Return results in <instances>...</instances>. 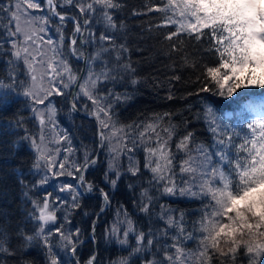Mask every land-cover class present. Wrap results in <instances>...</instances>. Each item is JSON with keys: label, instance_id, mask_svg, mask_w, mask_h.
<instances>
[{"label": "snow or ice", "instance_id": "6c2138e0", "mask_svg": "<svg viewBox=\"0 0 264 264\" xmlns=\"http://www.w3.org/2000/svg\"><path fill=\"white\" fill-rule=\"evenodd\" d=\"M68 6L78 9L84 18L83 25L79 19H75L73 37L68 49L72 56L77 59L83 57L77 49L76 34H82V27L87 26L93 14L100 11L106 26L116 30L118 25L109 10L120 7L118 0H64ZM49 11L59 18L61 24L65 21V15L56 11L57 4L54 0H47ZM39 0H26V8L22 10L20 0L15 4V10L11 5H0V13H9L11 24L7 29V37L3 43L9 45L6 54L10 56L9 63L13 60H22L27 67L31 83L24 87L22 94L31 101L32 112L41 126L39 139L25 130L21 136V142H27L31 150L36 154L32 164V170L37 178L33 187L39 188L48 184L49 173L54 176L68 175L78 181L79 186H85L87 192L93 190V185L85 180L84 171L89 166H95L97 159L85 152L82 165L73 164L74 170H67L65 165L68 157L57 164L56 155L48 148L45 142V129L52 126L53 132L56 128V109L51 106L49 97H66V89L76 83L77 75L62 51L64 36L60 35L57 43L50 37L46 38V25L50 17L32 16L27 9H40ZM148 11L163 12V23L156 27H168L175 25L174 30L164 34V39L169 41V49L174 52H182L179 47L184 43V38L189 42H200L207 38L209 46L207 51L211 52L216 62L213 66L206 67L204 75L219 88L218 93L224 96V82H229L226 89L227 95L231 97L240 88L255 86L264 88V0H166L162 6L148 7ZM133 14H141L134 12ZM177 17H179L177 19ZM60 32L61 29L57 28ZM89 35H93L89 33ZM99 40L106 44L114 43V37L101 34ZM122 51H127L124 45H120ZM109 51L102 47L101 52ZM101 52L88 58V63H95L100 58ZM185 64L189 63V57H182ZM120 60V55H117ZM196 67L193 61L191 65ZM126 70L134 71L130 64H124ZM107 70L99 73L89 68L88 75L79 83V93L73 97L71 110L77 111L75 100L83 95L91 101L94 115L100 127V147H107L112 153L109 159L108 169L104 179L113 189L121 178V172L114 163L118 156L125 153H133L138 144L143 145L145 156L144 167L152 173V181L162 188V194L170 196H191L200 199L207 198L204 211L197 222L195 230L199 232L198 249L193 254L185 253L182 244L183 239H192L193 234L185 236L183 214L177 221L168 216L166 224L169 228H175L176 233L171 235L169 243L161 246L162 259H145V264H188L191 259L193 264H212L215 256L224 257L221 264L231 261L235 264L237 255L243 250L248 256L249 264H264V118L254 120L247 124L251 136H245L237 143L234 134L227 130L216 118L211 105L205 109V118L209 124V130L213 133L215 140V152H210L202 146L197 148L199 157L191 155L189 144L192 142L193 133L187 132L180 142L176 144L179 151H184L187 159L180 164L181 174L189 177L182 184L177 185L174 179L173 154L169 141L172 138L174 127L169 126L160 129L162 118L157 117L153 123L143 126H130L136 135H130L124 128H117L112 121L111 100L107 97L113 95L110 91L104 96L100 95L98 85L104 81L115 80L116 75L105 65ZM259 71V75L257 72ZM179 80L180 77H174ZM136 83L135 80L132 81ZM21 82L17 81L14 73H9L6 81H0V89L8 92H18ZM212 91L205 86L200 92ZM172 97L169 96V99ZM245 97H241L244 99ZM118 101L119 95L115 96ZM46 105V113L39 110L36 105ZM250 108L254 107L249 105ZM264 107V102L261 103ZM169 115V114H165ZM17 126L22 127V122L17 121ZM257 128L259 133H257ZM166 135L161 136L160 132ZM238 135V134H237ZM153 136L155 139L153 140ZM56 144L68 141L67 134L53 137ZM70 144V141H69ZM60 149H55L58 155ZM70 153L71 147L67 149ZM215 158V159H214ZM129 166L127 173L132 177L140 174L138 164L132 162L129 155ZM59 171H56V169ZM109 172L114 175H109ZM41 173H43L41 175ZM75 173H80L76 176ZM23 182V181H21ZM131 187V185H129ZM195 189V190H194ZM61 192L68 191L72 194V208H78L77 197L80 193L76 186L64 184L59 189ZM159 190V189H158ZM105 205L110 202L109 193L100 190ZM146 195L142 193V196ZM25 196L28 193L25 192ZM59 197L52 199V193H45L43 200L31 199V209L27 212L29 222L33 228L27 230L17 226L10 230L9 225L0 224V256L17 258V264H30L23 259V253L27 249L39 243L46 251L48 264H66L54 250L53 236L57 237L56 246L66 252H70L74 258L70 264H80L77 245L81 243V232L79 229L65 230L63 224H57V208L55 203ZM67 203V201H60ZM151 197L148 202H142L140 211L149 212ZM104 208L101 207V211ZM162 219L164 217H161ZM66 223H71L68 215L64 216ZM127 229L123 231L120 238L119 231L113 227L109 235L116 237L121 245L128 241L129 233L135 232V252L151 251L159 240L155 239L154 233L136 232L132 221L127 220ZM55 225V227H51ZM95 229L93 228V233ZM165 237L169 233L163 232ZM13 239L16 247H13ZM174 249V253L170 251ZM87 264H98L95 254H92ZM120 264H127L121 261Z\"/></svg>", "mask_w": 264, "mask_h": 264}, {"label": "trees", "instance_id": "16d2710c", "mask_svg": "<svg viewBox=\"0 0 264 264\" xmlns=\"http://www.w3.org/2000/svg\"><path fill=\"white\" fill-rule=\"evenodd\" d=\"M56 1L58 4L67 5L64 0ZM14 2L15 0H0V5L13 7ZM118 2L119 8L109 10L118 25L116 30L108 28L102 13L97 11L92 15L89 24L82 27L85 46L81 47L76 37V47L86 57L83 78L88 75L89 68L99 73L107 70L105 65L112 70L113 75H116L115 80L104 81L98 85V88L101 96L109 91L113 94L107 99L111 100L112 121L117 128H124L130 135H136L130 126L153 123L157 117L162 118L158 131L165 127H174L169 144L174 157V179L176 184L180 185L184 180L189 179L187 175L180 172V164L182 160L187 159V156L184 151L177 150L176 144L187 132L193 133L192 142L189 144L191 155L201 146L210 152L216 151L213 133L209 130V124L205 118L206 107L211 105L217 120L234 134L236 142L239 143L241 140H239L237 129L241 122L250 120L244 104L250 97L257 95L264 97V88L255 86L240 88L235 91V96L229 97L226 91L229 82H224V96L213 95L220 90L204 75L206 67L213 66L216 62L215 56L207 51L210 43L207 38L200 42H189L187 38H184V43L179 45L182 52L171 51L169 49L171 42L164 39V34L174 30L173 26L156 27L163 23L164 13L148 11V7L162 6L166 4V0H118ZM40 4L42 7L34 13L39 12L41 16L50 17L46 25L49 32H46L53 41L59 43L60 35L63 34L62 51L78 77L82 64L72 57L68 49L75 23L70 20L64 21L63 24L55 22L51 18L49 7L44 2ZM57 11L75 19L78 18L82 25L84 23L83 16L74 7ZM134 12L141 14H133ZM10 24V14L0 13V81H6L9 73H14L17 81L21 82L18 92L0 89V224L9 225L10 230H14L17 226L31 230L34 225L27 218V212L31 209L30 200H42L41 196L44 193L51 192L52 199L59 197V203L67 201V203L59 204L56 211L57 224H63L66 231L74 232L75 229H79L81 232L82 242L77 245L78 256L76 257L80 260V264H87L88 258L95 253L98 264H120L121 261H127V264H145L146 258L148 260L162 259L163 254L158 250L162 245L166 247L165 241L168 240L170 243L171 235L176 233L175 228L168 227L166 219L172 216L178 221L181 214H183L185 236L192 233L194 237L183 239L182 247L187 254L195 253L200 235L195 228L204 211L207 198L162 194V188L152 181V173L144 167L146 153L143 145L138 144L133 153H125L114 161L121 172V178L115 189L104 179L105 173L109 171L108 163L112 153L107 147L101 148L98 162L85 175V180L91 183L95 190L86 196L84 189L80 186L82 192L78 191L80 193L77 197L80 205L78 208L71 207V193L59 190L64 184L73 186L78 184V181L71 176H54L49 173L47 185L33 187L37 178L32 170L36 154L28 143L21 142L20 138L27 130L29 134L39 139L41 126L31 110V101L22 94L24 87L31 83L28 69L22 60H13L9 63L11 58L6 54L9 45L4 44L3 41L7 37ZM57 28L61 31L58 32ZM89 33L93 35L90 36ZM101 34L114 37V43L106 44L100 41ZM120 45H124L127 51H122ZM102 47L108 48L109 51L101 52ZM97 52H101L100 58L95 63H88V58ZM184 55L189 57L188 64H185L182 59ZM193 61L196 64L195 68L190 66ZM124 64H130L134 71L126 70L123 67ZM176 76L180 79L176 80L174 78ZM133 80L136 81L135 84L132 83ZM73 85L74 83L66 89L68 93L66 97H49L51 106L56 109V128L55 132L51 125L45 129V142L53 140L52 143H48V148L56 155V163L59 164L65 156L68 157L65 165L67 170H74L71 167L73 164L82 165L85 152L94 158L98 145L101 143L93 121L76 116L69 107ZM205 86L212 91L200 92V89ZM78 93L79 87L75 96ZM116 95H119L121 99L117 101ZM169 96L172 98L169 99ZM242 96L245 98L241 99ZM75 103L78 111L82 113L90 114L93 111L91 101L82 94L78 96ZM47 104L48 101H45L44 105L35 107L46 113ZM92 116L95 118L94 115ZM17 121L22 122V127L17 126ZM63 134H67L68 141L56 144L53 137ZM160 134L166 135L162 131ZM154 139L155 136H153ZM69 147L72 149L70 153L67 151ZM57 148L60 149L58 155L55 153ZM129 155L132 156V162L138 164L140 168V174L137 177L127 173ZM56 171L59 169L57 168ZM75 175L79 176L80 173ZM109 175L114 174L109 172ZM101 189L109 193L110 202L95 221L101 212V207L104 208ZM145 191L146 195L142 196ZM25 192L28 193L27 197ZM149 197H151L149 212H141V203L148 202ZM66 214L71 223L65 222ZM127 220L132 221L136 232L155 234V239L159 240V243L154 249L135 252V232L129 233L128 241L124 245H121L116 237L109 235L110 230L115 227L119 231L120 238H123V231L128 227ZM93 228L95 229L94 238H91ZM165 230L169 233V237L163 235ZM52 239L55 252L66 264H70L74 259L71 253L56 246L57 237L53 236ZM16 246L13 239V247ZM170 251L174 253L175 250L170 249ZM23 259L30 264H48L46 251L38 242L23 253ZM224 260V257L215 256L212 264H221ZM0 264H17V258L0 256ZM188 264H193V261L190 259ZM226 264H232V262L227 261ZM235 264H249V258L243 254V250L237 255Z\"/></svg>", "mask_w": 264, "mask_h": 264}, {"label": "rangeland", "instance_id": "374dc122", "mask_svg": "<svg viewBox=\"0 0 264 264\" xmlns=\"http://www.w3.org/2000/svg\"><path fill=\"white\" fill-rule=\"evenodd\" d=\"M16 3H17V0H15V2L13 3V9L14 10H15V4ZM20 3H21V6H22V10H24L26 8V0H20ZM46 3H47V0H46ZM66 8H70V7L66 6ZM38 10L37 9H27V12L30 13L32 16L41 17V14L39 12L34 13L35 11H38ZM51 18L55 22H58V23L60 22L59 18L57 16L53 15L52 13H51ZM172 26H173V28H175V25H172ZM78 34H79V37H80V33H77V36H78ZM44 35H45L46 38L49 37L47 35V32ZM259 74L260 73L258 71L257 75H259ZM253 87H254V85H253ZM235 93L236 92L233 93V96H235ZM259 99H260V101H259ZM262 102H264V97H262V98H252V99L246 100V102L244 104L245 105L244 107L246 109V112L249 113V115H250V120L249 121H245L244 120L243 122H241V124L239 126V129H237V133L239 134V140H242L245 136H251V131L247 128V124L248 123H251L254 120H257V119H260V118H264V107H261V103ZM249 105H253L254 107L250 108ZM257 133H259V129L258 128H257ZM192 156L199 157V153L197 151H195ZM76 187H77L78 191L82 192V190L78 188V185H76ZM53 200L55 201V199H53ZM59 204H60L59 201H57L55 203V206H56L57 209L59 207Z\"/></svg>", "mask_w": 264, "mask_h": 264}, {"label": "water", "instance_id": "95a60500", "mask_svg": "<svg viewBox=\"0 0 264 264\" xmlns=\"http://www.w3.org/2000/svg\"><path fill=\"white\" fill-rule=\"evenodd\" d=\"M82 74H83V70H82V72L80 73V75H79V77H78V80H77V82H76V85H75L74 90H73V93H72V96L70 97V100H69V105H70V107H71V104H72V102H73V98H72V97H73V95L75 94V91H76V89H77V87H78V84H79V82H80V80H81ZM78 115H79L80 117H83V118H86V119H91V120H93V121L95 122V125H96V127H97V130L100 131V128H99L97 122L95 121V119H93L92 117H90V116H88V115H86V114H83V113H79ZM95 158L97 159V155L95 156ZM87 169H88V168H87ZM83 175H84V174H83ZM105 206H107V205H105Z\"/></svg>", "mask_w": 264, "mask_h": 264}, {"label": "bare ground", "instance_id": "6f19581e", "mask_svg": "<svg viewBox=\"0 0 264 264\" xmlns=\"http://www.w3.org/2000/svg\"><path fill=\"white\" fill-rule=\"evenodd\" d=\"M39 2L41 3V2H44L46 5H47V3H46V0H39ZM47 7H48V5H47ZM82 47V46H81ZM72 57H74V58H76L75 56H72ZM77 59V58H76ZM78 60V59H77ZM79 61V60H78ZM85 61H86V59L85 58H82L81 60H80V63L82 64V67L84 66V64H85ZM81 72H82V69H81ZM80 75V74H79ZM79 75H78V77H79ZM82 78L83 77H81V80H80V82L79 83H81V81H82ZM75 84L76 83H74V85H73V89H72V92L71 93H73V90H74V86H75ZM72 95H70V97H71ZM73 97H75V94L73 95ZM72 97V98H73ZM69 100H70V98H69ZM70 106V105H69ZM88 116H90V117H92L93 119H95L92 115H90V114H87ZM91 120V119H90ZM97 162H98V158H97ZM92 166H89L88 167V169H87V172L90 170V168H91ZM86 172V173H87ZM86 175V174H85Z\"/></svg>", "mask_w": 264, "mask_h": 264}]
</instances>
